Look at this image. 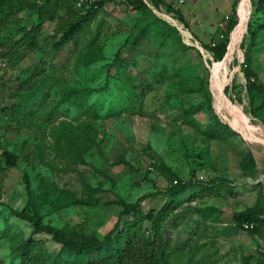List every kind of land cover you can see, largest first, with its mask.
<instances>
[{
    "label": "rangeland",
    "instance_id": "374dc122",
    "mask_svg": "<svg viewBox=\"0 0 264 264\" xmlns=\"http://www.w3.org/2000/svg\"><path fill=\"white\" fill-rule=\"evenodd\" d=\"M141 2L105 1L75 42L62 47L53 44L75 14L70 0L36 28L31 9L0 12V264H21L18 249L30 237L33 252L54 256L59 250L50 234L33 233L29 217L35 209L41 225L69 226L78 237H102L131 218L120 216L114 199L133 203L142 196L141 213L156 210L167 199L153 193L164 190L173 175L193 186L175 198L161 226L172 264H186L191 249H197L191 264H258L256 257L264 255V240L257 235L222 233L232 213L252 205L258 186L264 189V126L250 111L242 71L249 34L264 8L256 0ZM232 7L236 23L241 22L216 60ZM89 45L98 51V60L76 67L77 52ZM252 55L257 80L264 84V32ZM115 56L128 61L126 75L115 71ZM44 76L37 96L23 104L25 88ZM69 87L91 89L84 97L95 105L96 119L86 120L79 101L60 102ZM200 89L209 93L216 116L236 130L235 109L240 110L238 131L251 138L237 132L213 138L208 133L212 115L205 106L191 116L197 127L184 124L183 109L203 100ZM80 121L93 126L94 143L79 163H71L58 146L65 143L62 134ZM3 150L17 156L16 166L5 165ZM86 185L99 190L93 194L100 198L98 205L64 203L68 193L85 197ZM141 225L150 227L147 221Z\"/></svg>",
    "mask_w": 264,
    "mask_h": 264
},
{
    "label": "trees",
    "instance_id": "16d2710c",
    "mask_svg": "<svg viewBox=\"0 0 264 264\" xmlns=\"http://www.w3.org/2000/svg\"><path fill=\"white\" fill-rule=\"evenodd\" d=\"M71 4L74 10L72 0ZM107 0H99L91 4L85 9V13L80 14L76 10L71 8L70 11L75 13L72 19L67 22L61 37L54 42V46L62 47L68 41L77 39L78 34L83 32V26L87 21V18L95 14L99 7ZM124 1H138L142 4L141 0H124ZM258 2V8L261 10L264 8V0H256ZM64 4V0H43L38 5L37 1L30 0H0V12L1 11H13L15 9H31L36 14V24L34 28L43 24L47 20H52L54 11ZM143 5V4H142ZM46 6V7H45ZM80 11V10H79ZM82 11V10H81ZM231 17L225 25L224 34L226 36L225 41L220 45L221 47L215 49V58L219 60L227 51V35L235 27L236 14L235 8L232 7ZM155 19H157L155 17ZM165 23V22H163ZM167 24V23H165ZM264 28V23H258L257 28L253 29L249 34L250 50H246L244 53V60L242 65L243 75L245 77V90L250 105V111L259 119L262 120L264 126V84L257 80V73L251 66L252 50L256 44L258 33ZM167 30L177 34L176 29L173 26L167 24ZM179 36V35H178ZM134 36L130 38L129 43H133ZM242 45V42L241 44ZM98 51L89 45L84 50H79L76 54L74 65L88 66L90 63L98 60ZM115 71L126 75L124 67L127 66L128 61L124 58L115 56ZM47 80V76L41 80L35 87H26L27 94L23 97V104L30 103L39 93L41 86ZM196 90V89H193ZM202 91L203 100L198 103L183 109V113L186 117L184 124L192 127H197L198 122L191 119V116L197 113L204 106L212 115V121L208 124V133L212 134L213 138H223L228 134L236 135L237 133L222 122L216 114L213 112L210 95L205 89ZM199 91V90H196ZM91 89L88 87L78 88L69 87L66 92L60 95V102L75 103L79 101L81 105V111L88 119L94 120L98 117L95 105L87 104L85 97L89 95ZM212 127L213 129H210ZM95 130L88 122L80 121L74 127H69L66 133L62 134L65 141L64 145L58 146L61 152L66 154L68 161L71 163H79L82 160L84 151L94 143ZM58 144V143H57ZM59 145V144H58ZM7 166H16L17 156L8 150H3L1 153ZM24 182V189L28 198L32 197V191L30 189L29 179L26 173L22 174ZM193 186L191 181H183L172 176L170 184L164 190H157L153 194L164 196L167 200L156 210H150L146 214H142L140 210V200L142 196L137 198L133 203H126L120 198H116L115 203L118 204L120 209V216H130L129 220H124L121 223L119 229L116 223L109 231H107L102 237L95 235L90 236H74L70 234L71 227L64 226L62 228H56L49 225H41L38 210L29 217L33 226V233L45 232L51 235L52 239L60 245L59 250L55 255H47V251L42 252L38 250L33 252L34 242L30 238L19 247L18 256L21 260V264H172L170 255L172 253L167 251L168 240L162 237L161 226L168 214L175 207V198L183 194L187 189ZM96 191H99L95 187L86 185L83 189L85 197H76L74 193H68L69 199L65 200L66 204H81V205H98L99 196L93 195ZM62 197L67 194L65 191L60 193ZM214 208L205 207L204 210ZM18 216L26 218L23 212H18ZM264 195L262 187L258 186L256 197L252 205L238 210L231 215V225L225 227L222 231L223 235L231 236L238 234L245 235H257L264 240ZM149 222L150 227L148 229L142 228V222ZM253 223V227L250 229H244L243 223ZM151 233L152 237L149 238L146 235ZM180 251V248L175 249ZM197 249H191L188 251V261L186 264H191ZM251 256H246L250 258ZM258 264H264V255L261 254L256 257ZM196 264H200L197 262Z\"/></svg>",
    "mask_w": 264,
    "mask_h": 264
},
{
    "label": "built area",
    "instance_id": "2783aa9c",
    "mask_svg": "<svg viewBox=\"0 0 264 264\" xmlns=\"http://www.w3.org/2000/svg\"><path fill=\"white\" fill-rule=\"evenodd\" d=\"M74 3V7L79 10H85L88 8L91 4L99 1V0H72ZM108 1V0H107ZM113 1H118V2H123L124 0H113ZM253 223H243L242 227L244 229H250L253 227Z\"/></svg>",
    "mask_w": 264,
    "mask_h": 264
},
{
    "label": "bare ground",
    "instance_id": "6f19581e",
    "mask_svg": "<svg viewBox=\"0 0 264 264\" xmlns=\"http://www.w3.org/2000/svg\"><path fill=\"white\" fill-rule=\"evenodd\" d=\"M238 15H239V12H238ZM243 21L244 20H242V23H241V26H240V29H239V32H238V37L240 36V35H242V33H243V28H244V24H243ZM240 22H241V19L239 18V22L235 25V27L233 28V30L231 31V33H230V40H229V43H230V41H231V35H232V32L235 30V28L240 24ZM238 109V108H237ZM239 117H240V110H236L235 109V119H234V124H235V126L238 128V130H239V125H240V122H239ZM242 118H243V116H242ZM244 126H245V124H244ZM242 127V126H241ZM235 129V128H234ZM236 130V129H235ZM238 130H236V131H238ZM241 131H242V129H241ZM243 137H244V135L247 137V138H251L248 134H247V132L246 131H242V133H244V135L240 132V131H238Z\"/></svg>",
    "mask_w": 264,
    "mask_h": 264
},
{
    "label": "crops",
    "instance_id": "0c3cea01",
    "mask_svg": "<svg viewBox=\"0 0 264 264\" xmlns=\"http://www.w3.org/2000/svg\"><path fill=\"white\" fill-rule=\"evenodd\" d=\"M263 10V9H262ZM264 13V12H263ZM262 15V20L260 21V23H264V20H263V18H264V14H261ZM260 32H264V28L260 31ZM259 34V33H258ZM253 60H254V57H253V55H252V61H251V66H252V68L255 70V72L257 73V77H258V71L255 69V61L253 62ZM262 65V64H261ZM263 66V65H262ZM261 66V67H262ZM264 67V66H263ZM262 67V68H263ZM264 69V68H263ZM263 84V83H262ZM236 236V235H235Z\"/></svg>",
    "mask_w": 264,
    "mask_h": 264
},
{
    "label": "water",
    "instance_id": "95a60500",
    "mask_svg": "<svg viewBox=\"0 0 264 264\" xmlns=\"http://www.w3.org/2000/svg\"><path fill=\"white\" fill-rule=\"evenodd\" d=\"M232 128V127H231ZM233 129V128H232ZM235 132L239 133L238 131H236L235 129H233ZM264 187V185H263ZM263 195H264V189H263ZM262 218L264 219V215L262 216Z\"/></svg>",
    "mask_w": 264,
    "mask_h": 264
}]
</instances>
